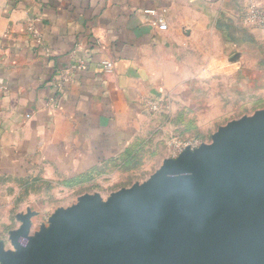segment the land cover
Instances as JSON below:
<instances>
[{"label":"crops","instance_id":"crops-1","mask_svg":"<svg viewBox=\"0 0 264 264\" xmlns=\"http://www.w3.org/2000/svg\"><path fill=\"white\" fill-rule=\"evenodd\" d=\"M251 5L264 11V0H0V178L104 201L147 181L198 103L217 105L220 77L248 89L226 55L242 54L238 36L264 37L244 23ZM146 10H166L167 31Z\"/></svg>","mask_w":264,"mask_h":264},{"label":"water","instance_id":"water-1","mask_svg":"<svg viewBox=\"0 0 264 264\" xmlns=\"http://www.w3.org/2000/svg\"><path fill=\"white\" fill-rule=\"evenodd\" d=\"M168 158L144 183L85 194L31 235L30 209L0 264H264V110Z\"/></svg>","mask_w":264,"mask_h":264},{"label":"rangeland","instance_id":"rangeland-1","mask_svg":"<svg viewBox=\"0 0 264 264\" xmlns=\"http://www.w3.org/2000/svg\"><path fill=\"white\" fill-rule=\"evenodd\" d=\"M236 39L238 41L234 42L239 45V49L245 47L241 50L242 54L226 56L238 65V70L250 76L249 90L245 89L243 94L232 93L226 86L228 80L220 77L214 103L217 105L207 106L206 97L198 101V107L189 117L191 120H187L185 130L182 134H177L180 139L211 144L214 134L220 128L264 110V37L258 42L252 36H238ZM234 52L237 53V49ZM220 76H223L221 72ZM147 176L148 174L141 179L145 180ZM117 188L114 189L119 190ZM77 194L43 181L0 178V244L5 250L16 251L11 243L10 233L17 231L22 225L17 219L18 215L27 214L29 209L36 213L31 226V235L34 236L42 227H49L50 218L58 209L76 205Z\"/></svg>","mask_w":264,"mask_h":264},{"label":"built area","instance_id":"built-area-1","mask_svg":"<svg viewBox=\"0 0 264 264\" xmlns=\"http://www.w3.org/2000/svg\"><path fill=\"white\" fill-rule=\"evenodd\" d=\"M145 14L152 17L154 23L156 24V27L159 31H167L168 25H167V11L162 10H146ZM244 23L248 26L255 27L257 29L264 31V11L256 8L255 6L251 5L244 17ZM38 42H40L38 40ZM106 71L113 70V64L111 62H104L103 64ZM86 64L84 61H80L78 63L79 69H85ZM70 80V73L69 71H64L59 74V80H56V86L64 85L65 83H68ZM148 111L151 113H155L159 111L160 104L157 102H149L147 105ZM202 145V143L196 142V141H190L186 142L185 140L180 139L178 136H173L169 140V147H170V155L169 158H177L182 152L185 151V149L189 148L191 150H195L199 148Z\"/></svg>","mask_w":264,"mask_h":264},{"label":"trees","instance_id":"trees-1","mask_svg":"<svg viewBox=\"0 0 264 264\" xmlns=\"http://www.w3.org/2000/svg\"><path fill=\"white\" fill-rule=\"evenodd\" d=\"M227 38H228V39H231V37H230L229 35L227 36Z\"/></svg>","mask_w":264,"mask_h":264}]
</instances>
